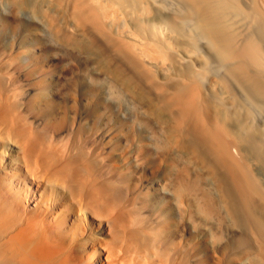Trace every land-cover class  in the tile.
<instances>
[{
	"label": "bare ground",
	"instance_id": "1",
	"mask_svg": "<svg viewBox=\"0 0 264 264\" xmlns=\"http://www.w3.org/2000/svg\"><path fill=\"white\" fill-rule=\"evenodd\" d=\"M53 2L66 10L81 33L99 41L129 71L113 73L161 122L164 129L150 132L163 137L168 155L181 145L191 152L188 156L201 161L208 177L207 187L198 184L204 185L200 199L195 195L206 216L202 219L231 220L244 252L230 254L231 243L220 241L175 240L176 210L169 187L162 185L168 192L144 188V179L135 176L129 164L132 156L127 155L131 143L138 144L132 148L136 155H152L147 146L152 136L149 143L148 135L137 128L86 129V121L84 127L69 123L71 119L60 117L66 115L62 107L42 94V68H33L40 74L28 83L35 92L24 89L22 77L32 78V70L20 57L25 51L30 56L29 50L4 47L0 264H264V0ZM167 156L172 160L164 171L168 181L179 171L173 166L179 161ZM144 162H135V168ZM156 168L152 175L159 176ZM192 179L183 180L191 192L197 186ZM192 193L185 197L189 220ZM161 194L167 208L159 201Z\"/></svg>",
	"mask_w": 264,
	"mask_h": 264
},
{
	"label": "rangeland",
	"instance_id": "2",
	"mask_svg": "<svg viewBox=\"0 0 264 264\" xmlns=\"http://www.w3.org/2000/svg\"><path fill=\"white\" fill-rule=\"evenodd\" d=\"M57 7L59 8L60 5L53 2V0H0V35H1V37H0V48L5 49L7 47L9 49L11 47L10 50L15 49L18 51L19 50L24 51L25 49H28L29 54H31L29 56V55H27V53L25 51L22 53V56L20 57V60H22V62L29 64L30 65L29 67L32 70L31 71L32 78L30 75H24L22 77V80H23L22 83L23 84L27 83L24 85V89H27V91H30V89H31V91H33V92L30 91L31 93L35 92L34 91L35 89L32 87L31 83L30 84H28V83L32 79L37 78V76L40 74L38 71H33V68L36 70L38 68H42L44 70L43 74H44V79H45V83H46V88L44 90H42V94L45 95L48 98V100H50V103L53 104L55 107H57V106L62 107V111H64V114H66V115L60 114L61 115L60 117L66 116L65 119L68 120V122L70 121L69 119H71L72 121H70L69 123L72 122L74 124L76 123V124H79L80 126H82L81 124L86 121L87 126H85V124H83V126H82V127L85 126L86 129H88V128L89 129H93V128L97 129L98 127H100L102 129V128H107V127H112L113 129L127 128L130 131H134L137 128L139 130H143L144 133H146L148 135L146 138L147 141H149V139H150L149 135H151L152 136L151 139L152 140L155 139V140L154 141L150 140L151 143H150V141H149V143L151 145L149 144L147 146H149V148L153 150L154 153L152 155H150V153L145 154L146 156L145 155H143V156L142 155H136L137 149L136 148L132 149V148L135 147L136 145H138L137 143H131L132 147H129L130 149L126 148L128 151L127 155L132 156L131 159H129V161H130L129 164H131V167L134 166V167H132L133 173L136 174L135 176H137V177L140 176L144 179V183H143L144 188H146L145 186H147V188L148 187H150V188L161 187V189L163 188L162 190H164L165 192H168V188L165 189V187L166 186L169 187V193H171L169 195V198L172 201V204L174 203L175 205H177V204L180 205L182 203V205H180V206H182L184 209L186 208L185 197L189 194V192L195 193L196 190H198V192H196L195 194L194 193L191 194L192 196H194V201L192 202V207H194L195 209L192 208L193 210L191 209L189 213H190V217H192V219H193V222L191 221L192 220L191 218H190L191 220L188 219L187 214L185 215L187 208L184 210L179 205H177V207H176L173 204V207L176 210L174 213V218H173L174 219L173 222L174 221L176 222L174 224L177 228L176 229L177 231L175 232V240H194V241L195 240H210V242L212 244L220 241V243H224L225 245H227L226 243H229V244L231 243L230 245H232V248L234 250L230 254H233V253L234 254H237V253L240 254V253L244 252L243 249H244L245 245L241 244L238 246V242L240 241L239 240V230L236 228L235 225H233L234 223L231 222V220H222L221 221L219 219L217 220V218H214V220H213V219H210L212 217H209V222H207L208 220L202 219L206 216H205V214H203L204 212L202 210L200 202L197 200H199L200 199L199 197H201V195H202V192H201L202 190H199V189L204 188V185L206 184L204 182L208 181V177H205V176H207L206 175V168H205V170L202 169L204 167H202L203 164L201 163V161L196 160V158L194 156L193 157L188 156L191 152L189 150H186L187 149L186 147H185L186 149L184 147L182 149L181 145H178V147H177V145H175V148L174 147L172 148V152H173L172 156L168 155L169 153L166 152V151H168L167 150L168 147L166 146V143L164 142L163 137H160L159 135H157V137H154L150 132V131H153L154 129H157L159 131L161 129H164L163 125L160 124L161 122L158 120V118L156 119V117H154L156 115L152 116L154 113H152L153 111L150 109L149 105L146 102L141 101L140 99L139 100L137 99L138 96H137L136 91H134V89H131L128 85H126L125 82L122 81L121 78L118 79L119 77L117 78L116 74L113 73V71L116 69H122L123 73L125 75H127V74H129V71L124 66H121V64L118 62V60L112 54H110L108 49L105 46H103L99 41L95 40L89 34H86L84 32L81 33V31L83 29L80 28L76 24V22L71 20V18L66 15L67 12L65 9L60 10V8L58 9ZM61 9H62V7H61ZM63 12L65 14H61ZM64 15H65V18H64ZM51 17H52V20H51ZM65 19L66 20L69 19L70 22H69V20L64 22ZM49 20H51V21H49ZM75 24L77 25V27L74 26ZM53 25H54V27H56V29L53 27ZM64 26H66V27H64ZM68 27L70 30L67 29ZM74 27H75V29H77V31L74 29ZM58 28H59V30H58ZM72 31H74L75 33ZM85 34H86V36H90L91 39L89 37H86V36H85V38H86L85 39L84 38ZM81 35L83 36V39H81V37H82ZM87 38H88V40L89 39L90 40L87 41ZM74 39H75V41H73ZM84 39H85V41H84ZM83 41H84V43H83ZM81 44H83L85 48H83V46ZM86 45H87V47H86ZM89 45H90V47H89ZM107 58L110 61H108ZM109 62H112V63H109ZM114 66L116 67L115 69H114ZM108 68H110V69H108ZM111 69H112V71H110ZM25 71H28V69L27 70L25 69ZM114 76H115V79L113 78ZM24 78L27 80H25ZM28 78H29V80H28ZM116 80H118V81H116ZM118 82H120V83L123 82V83L120 84ZM28 86H29V88H28ZM125 86L129 87V88L126 89ZM134 92L136 94H134ZM132 94H133V96L134 95L135 96L133 97ZM91 100H93L94 103H92ZM92 111H94V114L88 115L89 112H92ZM79 114H80V116H79ZM97 116H98V118H96ZM73 118H75V122H74ZM93 118H96V120H94ZM85 119H87V120H85ZM155 119H156V121H155ZM89 120H91V121H89ZM157 120L159 122H157ZM87 121H89V122H87ZM146 129H148V130H146ZM148 131L150 132V134H148ZM161 141H162V143H161ZM154 143H157L158 146H157V144L155 146ZM159 143H161V144H159ZM161 145H163L164 147ZM154 148H155V150H154ZM163 148H165V149H163ZM184 149H185V151H184ZM132 150H134V152ZM180 150L184 151V152L182 151V155H180L181 154ZM177 151H178V153H177ZM186 152L187 153L190 152V153L187 154ZM130 153H132V154H130ZM164 153H165V156H164ZM174 153H175V156L173 157ZM178 154H179V156H178ZM185 155H187L188 157ZM166 156L168 158L172 157V158L176 159L174 162H176L178 160L181 163V164L179 162H176V164L174 163L173 166L176 167L175 170L177 169L179 171H174V173L172 174V177L170 178L172 181H170V179H169L168 180L169 182L167 181V179L164 180V177L166 176V174H164L165 173L164 171H165L166 165H168L169 163L172 164L171 163L172 160H171V158H169V159L167 158L168 159V161H167L165 158ZM135 157H137L136 159L138 161L134 160ZM182 157L183 158L186 157L187 158L186 160L189 159L188 162L185 161ZM129 158H130V156H129ZM148 158L149 159L151 158V160H148ZM160 158H162V159H160ZM153 159L158 161V162L160 161V163H158V162H157L158 164L152 163ZM182 159L186 163L182 162ZM141 160L146 161V162H144V165L138 166L137 168H135L138 165V163H135V162H139ZM161 160L164 161V163H165V161H167V164L162 163ZM191 160H194L195 162L191 161ZM145 163H146V165H145ZM183 163H185V164H183ZM187 163H188V165H187ZM190 163L192 164V168H191V166H189V165H191ZM196 163H198V165L200 166V170H198L197 172H196V170L199 169V167L196 165ZM134 164H136V165H134ZM201 164H202V166H201ZM180 165H182V166H180ZM195 165L197 167H195ZM154 167L157 169L156 170L157 173L155 172L156 173L155 175H159L160 177L152 175V172L155 170ZM177 167H179V168H177ZM193 167H194V169H193ZM188 168H190V170ZM149 169L151 170V172ZM182 169L185 170L186 172L183 171ZM141 170L142 171L144 170V171L142 172ZM160 170H162V171H160ZM191 170H192V172L193 171L194 172L192 173ZM202 170H203V172L201 174L200 171H202ZM139 172H140V174H139ZM159 172H160V174H159ZM143 173H145V174H143ZM188 173H189V175H188ZM161 174H164V176H162ZM198 175H201L200 178H203L205 180L200 179ZM196 176H198V177L196 178ZM184 178L196 179L197 182L194 179H192V180L195 181V186L197 185L198 189L196 186L195 187L196 189H193L191 192L188 187L185 188L183 185ZM163 180H164V182H163ZM150 181H153V182H150ZM167 182H168V184H167ZM164 183H166V186H162V185H165ZM200 183L204 184V185L203 186L198 185ZM159 184H160V186H159ZM180 184L183 186L180 187ZM170 185H172V186H170ZM177 186H179V187H177ZM185 186H187V185H185ZM205 186L207 187V184ZM171 187L173 188V190ZM182 188H184V189H182ZM199 192H201V193H199ZM183 193H184V198L182 200ZM173 195L176 196V199L174 198ZM179 195L181 198H178ZM195 195L196 196L198 195L197 198ZM162 200L164 201L165 198L161 194V197L159 196V201L161 203H163ZM163 206L167 208V204L165 203V201L163 203ZM179 207H180V211L186 216V218H185V216H183V214L181 212H179ZM201 210H202V212H201ZM196 211H198V212H196ZM179 213H181V214H179ZM180 217H182V218H180ZM212 220H213V222H212ZM226 222L227 223L230 222L229 223L230 226H229V224H226ZM199 223L201 225L204 224L203 225L204 227L200 226ZM191 224H192V226H191ZM195 224H196V226H195ZM223 224L225 225L224 227H223ZM218 225H219V227H218ZM205 226H206V228H205ZM207 227L209 229H207ZM215 227L217 228L218 233H217V230ZM203 228H205L207 230H205ZM220 228L222 229L223 232L221 231ZM197 230H199V232ZM231 230H233V231H231ZM209 231H211V232L208 233ZM207 233H208V235H207ZM212 234H213V236H212ZM219 236H222V237H219ZM216 237H218V238L215 240ZM212 238H214L213 239L214 241L212 240ZM232 242H233V244H232ZM210 250H211V248L209 249V253L214 254V252H213L214 250L213 251L212 250L210 251Z\"/></svg>",
	"mask_w": 264,
	"mask_h": 264
}]
</instances>
